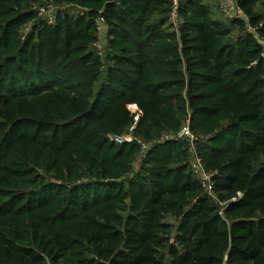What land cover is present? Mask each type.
<instances>
[{"label":"trees","instance_id":"obj_1","mask_svg":"<svg viewBox=\"0 0 264 264\" xmlns=\"http://www.w3.org/2000/svg\"><path fill=\"white\" fill-rule=\"evenodd\" d=\"M38 1L47 0H0V139L13 142L28 114L57 120L60 136L38 146L45 171L67 184L95 182L54 185L44 198L26 193L25 174L1 180L17 194L11 207L25 202L20 233L1 216L0 264H264V0H236L263 45L251 35L228 43L229 28L204 0H181L172 32L163 28L171 0H51L87 12L39 21L21 39ZM98 15L109 26L104 59L93 50ZM40 100L53 111L33 114ZM185 117L194 133L214 134L196 154L215 173L222 208L172 143L149 150L127 189L118 183L139 149L107 136L134 124L148 140ZM166 215L179 219L180 249L168 246L164 261Z\"/></svg>","mask_w":264,"mask_h":264},{"label":"rangeland","instance_id":"obj_2","mask_svg":"<svg viewBox=\"0 0 264 264\" xmlns=\"http://www.w3.org/2000/svg\"><path fill=\"white\" fill-rule=\"evenodd\" d=\"M232 1L233 3L236 2V0H232ZM204 4H206L210 9L212 19L222 21L229 28L230 35L227 39L228 43L238 44L246 36L251 35L259 44L263 45L262 40L256 34L255 28L249 25V21L245 15L239 18L231 19L221 14V12L218 9V0H204ZM43 6H51L54 9V13H56V18L57 16L63 14H67L71 17H76L77 15L80 14L85 15V13L87 12V10H84L73 4H55L53 1L51 2V0L33 2L30 4V10H33L34 12L39 7H43ZM173 8L174 7L171 3L170 12L169 14L166 15V24L163 27L166 28L168 32L177 31L180 25V18L177 14V10L173 11ZM35 19L36 20L30 21L20 28L19 37L21 39H23L25 36L31 33L35 24L40 21V19L38 18ZM102 26L104 28V39L102 41V58L104 59L105 54L108 53L107 43L109 40V26L105 20ZM94 33L96 37V32ZM107 64L108 63L104 60L103 61L104 67H106ZM104 74L105 71L101 69L100 76H104ZM54 107H55L54 103L51 100H49L48 102H45V100H40L38 101V104L33 105L30 108V110L31 112H33V114H36L38 112L50 113L51 111H53ZM25 119L26 121H24V119L23 121H21L22 124L19 126V133L16 135L15 140L13 142L6 141L4 143L0 139V232H1V228H3L1 223L6 222L4 218H1V216L6 215L7 216L6 219L9 221V224L5 228H7L8 232H11V234H16L17 231H19L20 233L21 231L20 230L21 227L20 228L17 227L15 220L17 218L16 214H21L19 210L23 206L25 201H22V203H18L14 208L11 207V204H13V198L17 194L15 191H12L11 189L1 185V180L4 182L6 180L8 181V177L13 176L15 172L25 174L21 176L23 180L26 182L25 185L26 188L25 190H27L26 193L31 196L32 194H35L37 191L42 190L43 195H39V196H42L44 198L50 197L49 194V191L51 189L50 187H52L53 189L54 185L55 186L62 185L65 188H70L74 186L77 187L79 185H88L92 181H94L93 175L91 176L82 175L79 181H75L74 183L67 184L62 181L55 180L54 175L52 173L46 172L45 171L46 169L42 166L43 161L38 154L40 153L39 150H41L39 147L42 146L46 148L47 143L48 144L52 143L51 141L52 136L54 135L56 137L60 136L61 132L60 131L57 132L56 127L58 126V124H61V122L57 120L55 121L48 119L44 120L40 117H36L31 114H28ZM132 127L133 125H131L128 129H126L125 133H123L121 137L130 138L131 142H135L136 144L137 142L145 144L147 147V154L149 150L155 149L157 146H164L169 143L176 144L178 146L177 147L178 149L184 150L185 158L183 160L187 163L197 153L196 145L200 143L208 142L209 138L212 135H214V134L206 135V136L198 135L193 131H191L189 128L188 117H185L181 121V123L179 124L176 130L166 131L148 140L137 136L135 134V129L132 130ZM183 128H188L189 131L193 134L194 139H196L197 141L191 144L185 139H180V140L174 139L176 138L177 133ZM113 137L114 136H107V139L110 142H112L111 138ZM143 162L144 160H142L141 162H135V161L132 162L128 174L118 182L123 186L124 189H127L128 182L140 172V169L142 167L141 165ZM53 192L55 194L56 191L53 190ZM87 192H89L91 196L93 189L91 188ZM45 193H48L49 195L48 194L46 195ZM9 194L12 195L10 196ZM77 194H82L81 198H86L84 195L85 193L83 192L80 193V191H78ZM203 195H205L207 198L217 203L216 195L214 193L210 195H206V194ZM64 196L65 195H63V197ZM217 205L219 206V208H222L223 206V204H218V203ZM64 206L65 208H68L66 207V205ZM1 213H5V214L1 215ZM11 214H15V216H12ZM218 214L221 215V211H219ZM162 223L165 226V230L163 231L162 236L167 239V244L165 245L164 249L160 250V253H161V257L165 261L167 260L168 246L174 245L177 246L178 249H180V246H178L175 243V237L177 235V227L179 225V219L171 215H166Z\"/></svg>","mask_w":264,"mask_h":264},{"label":"built area","instance_id":"obj_3","mask_svg":"<svg viewBox=\"0 0 264 264\" xmlns=\"http://www.w3.org/2000/svg\"><path fill=\"white\" fill-rule=\"evenodd\" d=\"M180 1L181 0H171V3L174 7L173 11L177 10ZM218 9L221 14L231 19L244 16L243 12L240 10L236 2L233 3L232 0H218ZM35 14L36 18L40 19V21L47 25H52L56 19V13H54V9L51 6L39 7L35 10ZM103 23L104 19L101 16H97L94 21L96 41L93 44V48L96 55H98L99 57H102V41L104 39V28L102 26ZM134 121H136V118L134 119ZM133 129H135L134 124L132 130ZM174 139H185L191 144L197 141L196 139H194L193 134L189 131L188 128L181 129ZM111 141L117 145L131 142L130 138H123L121 136H114L113 138H111ZM137 146L139 151L136 156L135 162H141L146 157L147 147L145 144H142L140 142H137ZM187 169L191 173L192 177L198 181L203 194L210 195L214 193L213 177L215 173L209 172L205 169L197 154H195L193 158L188 161Z\"/></svg>","mask_w":264,"mask_h":264}]
</instances>
